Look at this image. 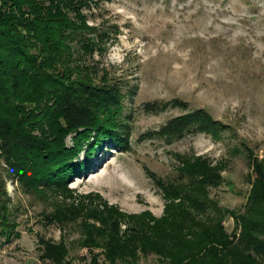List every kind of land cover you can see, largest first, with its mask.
I'll use <instances>...</instances> for the list:
<instances>
[{"label":"trees","instance_id":"trees-1","mask_svg":"<svg viewBox=\"0 0 264 264\" xmlns=\"http://www.w3.org/2000/svg\"><path fill=\"white\" fill-rule=\"evenodd\" d=\"M88 1L0 0V107L12 111L0 112L5 167L27 193L55 197L45 224L77 226L89 264L129 263L140 256H154L159 264H264V159L248 147L233 150L250 170L242 211L228 210L211 196L227 164L204 155H174V177L168 180L144 168L164 202L159 217L149 210L124 212L98 193L75 194L67 186L90 167V157L75 161L92 134L95 145L105 138L124 144L125 129L116 127L113 117L124 97L120 87L96 84L91 76L95 38L82 37L96 33L84 14ZM25 103L34 108L44 103L46 111L37 110L39 116L36 110L22 111ZM168 107L186 111L178 101L144 105L155 114ZM229 130L197 109L170 119L156 134L171 145L197 134L219 141ZM68 135L72 147L66 145ZM227 218L234 224L230 233ZM38 251L45 264L68 263L62 239L39 238Z\"/></svg>","mask_w":264,"mask_h":264},{"label":"rangeland","instance_id":"rangeland-1","mask_svg":"<svg viewBox=\"0 0 264 264\" xmlns=\"http://www.w3.org/2000/svg\"><path fill=\"white\" fill-rule=\"evenodd\" d=\"M88 2L84 14L96 33L82 37L95 38L88 59L91 76L96 84L120 87L124 97L113 117L115 126L125 129L124 144L105 138L95 145L92 134L75 161L90 157V167L67 186L75 194L98 193L124 212L149 210L159 217L164 202L144 168L168 180L174 177V155H204L227 164L223 182L211 196L228 210L242 211L250 170L244 156H234L233 150L245 146L264 159V0ZM173 101L186 111L168 107L155 114L144 109L147 103ZM197 109L229 126L221 140L197 134L167 145L157 136L167 121ZM21 110H36L39 116L46 104L34 108L25 103ZM65 142L72 147V136ZM54 202L55 197L27 193L0 158V264H45L39 259V238L64 240L67 264H89L77 226L45 224L43 217ZM233 225L231 218L224 222L228 233ZM116 264L159 263L154 256H140Z\"/></svg>","mask_w":264,"mask_h":264}]
</instances>
